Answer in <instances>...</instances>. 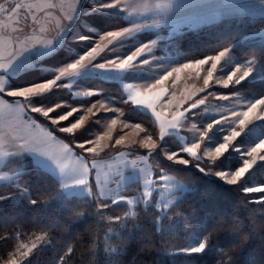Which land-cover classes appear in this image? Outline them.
Returning <instances> with one entry per match:
<instances>
[{"label":"snow or ice","instance_id":"snow-or-ice-1","mask_svg":"<svg viewBox=\"0 0 264 264\" xmlns=\"http://www.w3.org/2000/svg\"><path fill=\"white\" fill-rule=\"evenodd\" d=\"M61 2L63 3V0ZM37 7H41L40 0L27 5L23 0L20 3H9L6 0V3L0 4V13H5L11 19L18 17L21 9L31 14V10ZM43 7L55 8L56 5L49 0L43 4ZM148 11L145 6L144 12H139L128 0H75L71 15L64 17L68 23L60 27L54 39H43L32 47H26L24 51L29 55L23 58L0 57V116L10 115L23 129H39L43 133V139L33 137L29 140L16 135L15 132L0 131V166L15 165L10 173L3 172L0 168V187L6 186L11 190L7 194L0 193V205L16 206L26 201L28 205L35 207L47 203V201L42 202L39 197L54 192V199L63 202L65 214L72 216L76 222L95 219L98 223L106 221L119 226V231H113L112 227H109L105 234L103 249L98 243L95 245L97 264L101 256L106 264L109 258L110 264H117L121 257L127 255L126 241L133 238L127 224L129 218L138 216L134 210L136 206L142 205L146 213L153 214L154 229L162 239L165 235L171 237L180 228L181 220L189 222L191 220V216L184 217L180 212L176 213L175 217H169V210L180 206L188 195L200 194L202 199L211 202L214 199V186L217 181L236 186L245 196L260 193L259 196L249 197L246 203L264 206V183L256 186L244 184L251 170L256 167L264 168V154H261L264 153V138L257 137L258 142L249 139L247 145H242L238 139L242 136L249 137L252 130L257 127L255 121H264V113L257 112V109L264 107V95H260L259 98L255 95L241 97L239 91L227 93L206 91L214 85H220L224 89H238L249 80L264 82V64H261L255 55L250 59L238 60L232 52L239 41H234L232 45L224 47L218 53L206 55L204 58L189 62L173 61L179 63V66L161 72L159 66L162 62L156 56L157 40H151L150 43L141 42L134 51L129 47L135 45L139 35L147 28L155 26L137 22L139 17ZM117 21L119 24H116ZM126 24L132 26H120ZM22 30L12 29V31ZM27 38L31 39L30 36ZM4 41L11 43V37L0 36V43ZM208 65L210 67H206ZM202 68L207 74L203 78L204 87L198 91L206 95L195 99L184 107L183 111H177L171 121L161 120V114L156 112L155 105L165 92L162 87L164 83L173 73H176L178 78V74L185 69H196L199 74ZM153 71L157 73L158 78L151 75ZM93 80L101 83L118 82L120 96L106 95L104 89L98 85L92 87L90 82ZM140 82L145 84L143 90L136 87ZM58 89H67L73 100L81 101L80 106H72L68 101H53L52 97L58 95ZM207 96H213L220 101H235V107L227 109V105L224 106L235 119H230L229 115L223 112H219V118L211 117ZM9 97L13 99L9 101L7 99ZM92 97H101V99L92 102ZM187 99L192 100V96ZM89 103L91 107L87 106ZM118 103L130 105L129 112L147 114L150 110L155 121L159 123L158 139L148 134V129L142 127L140 123L127 121V114L115 106ZM237 107L243 110L237 111ZM64 109L70 110L64 111ZM101 109L104 112L119 113V116L110 119L107 131L96 134V129L88 127V123L91 117H97L91 123L101 122L98 116ZM31 113L39 114L49 120L52 126H56L54 131L72 136L75 147L81 149L82 153L91 154V161L88 156L77 154L72 144L59 141L53 130L30 118ZM79 113L85 114L78 115L74 121L69 120L74 114ZM194 116L199 119L200 125L198 126L196 122L192 123L190 131H193V136L190 139L179 136V129ZM117 119L124 128L138 129V136L140 133L145 135L130 145H125V136L120 135L115 138L114 144H107L101 148V140L113 139L112 130L117 124ZM66 121L67 125H62V122ZM235 124L239 125V131L233 126ZM259 126L264 128V123ZM78 133L83 139L77 138ZM93 136L94 139L91 138ZM168 137H176L179 144L176 150H172L168 145ZM47 142H59L62 154L74 156L76 166L69 167L58 156L35 146ZM137 144L140 148L147 149V154H137L133 151L118 152L117 157L129 156L133 159L114 170L109 165V172L105 173L103 180L100 179L98 161L95 159L100 155V151L121 145L131 148L132 145ZM232 154L239 158L238 163L242 161L239 166L233 167L232 162L229 161L228 157ZM29 157L32 158L31 170L43 171L51 181L38 191L37 198H33L31 188L21 183L22 176L29 171L25 167ZM152 159L158 162V174L153 173L152 165L149 163ZM165 160L170 163L166 164ZM173 165H182L185 168H174ZM189 166L201 174L200 186H190L178 176L169 174L183 172ZM93 179H95V189ZM111 184H115V187H110ZM133 184H140L142 192L132 197L124 195L123 193ZM157 194L159 198H156ZM74 201L83 203H74ZM121 204L129 209L123 217L106 214L105 210ZM93 208L95 211H92ZM165 220L169 221L167 231L163 228ZM235 222L237 221L229 219L227 214L222 213L211 227L205 225L199 230L189 231L185 226L183 230L187 242L180 241L183 246H176L168 254L172 257H184L185 264H196V261L203 257H211L213 264H234L233 245L239 241L235 238V233L227 230ZM45 227L49 230L35 235L34 242L30 246L23 242L19 243L18 247L8 253L12 258L4 261L3 264H22V261L16 259L17 253L30 260L36 252L50 247L55 232L52 231L51 225ZM55 227H60L58 221L55 222ZM134 227L139 232L142 225L136 224ZM221 232H227L232 239L228 242L221 241ZM22 235L24 233L19 229L14 233L3 232L0 233V242L8 243ZM113 240L116 241V246L109 243ZM73 252L74 247L67 246L56 264H66V259ZM248 264H257V262L250 260ZM260 264H264V261Z\"/></svg>","mask_w":264,"mask_h":264},{"label":"trees","instance_id":"trees-1","mask_svg":"<svg viewBox=\"0 0 264 264\" xmlns=\"http://www.w3.org/2000/svg\"><path fill=\"white\" fill-rule=\"evenodd\" d=\"M11 0H8L10 2ZM6 3V0H0V4ZM264 27L263 16L251 15H231L221 21L201 27L196 31H186L179 38V59H198L206 55L214 54L224 47L232 45L234 41L239 43L233 48V54L240 60L252 58L253 55L259 58L260 63L264 64V40H248L246 36L256 32ZM104 88L115 84L111 81H105ZM239 89L244 91H254L264 94V82H246ZM133 119L143 124L155 126L151 116L143 113L132 112ZM70 144L71 141L64 137ZM76 148V147H75ZM78 150V148H76ZM162 159V158H161ZM31 159L25 162V167L29 170L24 174L21 183L31 188L33 198H37V193L51 183L47 174L43 171H32L33 165ZM166 164L170 163L166 160ZM174 168L184 169L185 166L173 165ZM178 176L183 182L191 185H201L198 172L189 166L183 172H170ZM215 179V178H213ZM264 181V168L256 167L251 170L244 181L246 186ZM139 184H133L125 192V195H137ZM214 199L209 202L202 199L200 194L188 195L183 203L169 210V214L183 213L184 217L191 216L190 222L181 220L182 226L191 230H199L202 226L211 227L215 220L219 219L221 214H227L228 218L237 221L227 230L236 234L239 243L233 245L235 251L234 264H248V261L255 260L257 264L264 261V206L249 205L246 203L249 197L261 195L260 193H251L245 196L236 186H229L223 182L217 181L215 184ZM5 189L8 187H0ZM203 188L201 187V192ZM55 193L49 192L47 195L39 197L42 203L35 207L30 206L25 201L22 205L11 206L9 204L0 205V233H14L19 229L24 235L18 239L11 240L8 243L0 242V264L9 257L15 247L21 243L34 241L35 235L48 231L46 225L52 226L55 236L53 243L44 251L36 252L30 260L22 261V264H56L59 256L64 254L67 246H73L74 252L66 259V264H97L95 255L98 243L103 249L105 234L109 227L113 231H119V226L112 225L110 222L101 221L98 223L95 219H89L85 222H76L72 216L65 214L63 202L54 199ZM74 203H83L74 201ZM124 204L114 206L112 209L105 210L107 215L124 216L128 211ZM138 216L129 218L127 228L133 238L126 241L127 255L121 257L117 264H185L184 257H172L168 253L176 246H182L180 241L185 240L184 228H178L170 237L165 235L163 239L155 231L153 224V214L146 213L143 206H136L134 209ZM92 211H95L93 208ZM158 214V213H157ZM147 215V220L145 216ZM59 222L60 227H55V222ZM169 221L165 220L163 228L167 231ZM141 224L142 228L137 232L134 225ZM6 225V226H5ZM220 239L228 242L232 237L227 232L220 233ZM91 241L94 243H82ZM112 246H116V241H110ZM123 246V245H122ZM99 264H106L104 258H99ZM107 264H110V258ZM196 264H213L211 257H203L196 261Z\"/></svg>","mask_w":264,"mask_h":264},{"label":"rangeland","instance_id":"rangeland-1","mask_svg":"<svg viewBox=\"0 0 264 264\" xmlns=\"http://www.w3.org/2000/svg\"><path fill=\"white\" fill-rule=\"evenodd\" d=\"M12 2L20 3L21 0H11L9 3ZM23 2L25 3V5H27L29 3H34L35 0H23ZM47 2H49V0H40L41 7L32 9L31 14H29L25 9H21L19 16L12 17L11 19H9L5 13H0V36L11 37V43H9L8 41L0 43V57L9 59L12 57L23 58L25 56H28L29 53L24 51L26 47H32L34 44H37L38 41L43 39H54L60 27L68 23V21L65 20L64 17L67 15H71L72 5L75 3V0H63V3L61 2V0H50L51 3H54L56 5V7L44 8L43 4ZM128 2L131 3L133 7L139 12H144L145 6H147V8L149 9V11L145 13V15L139 17V19L137 20L138 23L155 25L154 27L147 28L144 33L139 35L138 39L135 41V45H129V47L132 51H134L135 47L139 46L141 42L150 43L151 40H157L158 47L156 48V56L159 58V61L162 62L159 66L161 72L164 69L170 71L172 67L179 66V63H173V61L189 62L194 60L179 59L178 45L179 38L182 33L186 31H196L201 27L215 24L224 19L225 17L231 15L248 14L251 16L264 17V3H262V0H128ZM116 24H119V21H117ZM120 26L123 27L132 25L126 24ZM13 28L23 30L12 31ZM262 33H264V27H262L256 32L248 34L246 38L248 40L263 41L264 38H262ZM29 36L31 37V39L27 38ZM206 67H210V65ZM206 74L207 73L204 68L199 70V74L196 69H185L178 74V78L176 73H173V75L169 77V79L162 86L164 87L165 92L162 95L161 99L155 105L156 112L161 114V120L171 121L172 116L176 114L177 111H183L184 107H187L195 99L203 98L206 95V93H201L198 91L200 88L204 87L203 78ZM151 75H155L158 78V75L155 71H153ZM247 82H258V80H249ZM114 83L115 84H111V86L104 88L103 86H106L108 84L101 83L98 80H93L90 82V85L92 87H96L98 85L99 87L103 88L106 95L119 97L121 94V90L118 87V82ZM136 87L139 90H143L145 84L143 82H140L136 85ZM206 91H212L214 93H227L230 91H239L241 97L255 95L257 98H259L260 95H264L256 93L254 91H244L239 88L224 89L220 85H214L212 88ZM57 93L58 95H54L52 97L53 101H68L72 106H80L81 101L73 100L71 95L68 94L67 89H58ZM193 93H195V95H193ZM189 96H192V100L187 99ZM7 99L11 101L13 98L9 97ZM99 99H101V97H92L91 101L95 102ZM207 103L211 109V112L209 114L211 117L219 118V112H223L225 114H228L230 119H235L234 117H231L230 114L227 112V109L236 106L235 101H220L216 100L213 96H207ZM225 105H227V109L224 107ZM87 106L91 107V103H89ZM115 106L122 109L127 114V121L140 123L142 127L148 129V134L152 135L154 139H158L160 133L159 123L155 121V117L151 115L150 110L147 113L154 120L155 126L147 124L145 125L142 122L133 119L131 115L132 112H129V108L131 107L130 105L118 103ZM217 106H219L218 110ZM97 107L99 108V105H97ZM67 110L70 109H64V111ZM241 110H243L241 107H237V111ZM257 112L264 113V107L257 109ZM80 114L85 113L74 114V117H70L69 120L74 121V118L78 117V115ZM98 116L101 122L93 124L91 123V121H95L97 117H91V120L88 123V127L96 129V134H102L103 132L107 131V125L110 123V119L117 118L119 116V113L104 112L101 109L98 113ZM30 118H34L38 124L48 127L53 131L56 127L52 126L49 120H46L43 116L39 114L31 113ZM193 122H196L198 126L200 125L199 119H197V117L195 116L192 117L189 121L184 124L183 127L179 129V136L190 139L194 134L193 131H190ZM208 122H210V120ZM67 123V121L62 122V125H67ZM254 123L257 125V127L252 130V132L249 134V137L242 136L241 138H238L242 145H247L249 139L256 140V142H258L257 137L264 138L262 137V134H264V128L259 126L260 124L264 123V121H255ZM233 126L236 127L237 131L240 130L238 124H235ZM0 131L7 133L15 132L16 135L22 136L25 139L29 140H32L33 137L43 139V133H41L39 129H23L18 125V122L12 116L7 114L0 116ZM138 132V129L124 128L120 120L117 119V124L112 130L113 139L111 141H109L107 138L101 140V148H103V146L107 144H114L115 138H118L120 135L125 136V145H130L133 141H138L141 137L145 135L144 133H140L138 136ZM54 135L59 138V141H62L64 143H69L66 139H64V137H67L71 141L74 151L77 154H83L85 156H88L89 160L91 161V154L82 153L81 149L78 148L77 150L75 148V144L73 143L74 138L72 136L56 131H54ZM77 138L83 139V136H80V134L78 133ZM91 138L94 139V136ZM167 140L168 145L172 150H176L179 147L176 137H168ZM35 146L39 147L43 151L50 152L54 156H58L61 161L63 163L68 164L69 167L76 166V159L74 156L62 154L59 142H47L37 144ZM97 151H100V149H97ZM122 151H133L137 154H147L148 150L140 148L138 144L132 145L131 148H126L124 145L116 146L115 148H104L103 151H100V155L95 158L98 161V171L100 173L101 180L104 179L105 173L109 172V165H111L112 170H114L115 168L122 166L126 161H131L133 159V157L129 156L117 157L116 154ZM181 155L186 156L187 154ZM161 158L163 159V157ZM244 158L251 159L250 157ZM29 159L32 158L29 157ZM189 159L191 158L189 157ZM228 159L232 162L233 167L239 166V163H242V161H239L238 163L239 158L235 154L230 155ZM149 163L152 165L153 173L158 174V162L155 159H152L149 161ZM0 168H2L3 172L10 173V170L15 168V165L8 164L6 167L0 166ZM169 174L173 175L171 173ZM92 183L93 188L95 189V179H93ZM260 183H264V181ZM260 183H254L253 186H256ZM109 186L115 187V184H111ZM142 190V186L139 184L137 195L140 194ZM9 191H11L9 188H0V193L7 194ZM126 196L132 197V195ZM156 198H159L158 194ZM168 216L175 217L173 216V214L169 213ZM180 227L184 228L182 226L181 221ZM32 242L34 241L31 240L29 241V243L26 244L30 246ZM186 242L187 236L184 240V243ZM18 245L16 247H18ZM22 251H26V249H22ZM10 258L12 257L9 256L8 259ZM16 259L20 261L25 260V258L21 257L18 253L16 255Z\"/></svg>","mask_w":264,"mask_h":264}]
</instances>
